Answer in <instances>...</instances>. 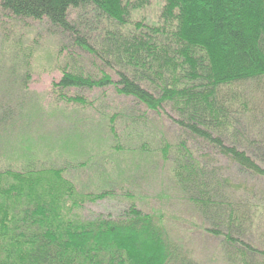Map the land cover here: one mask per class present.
<instances>
[{"label": "trees", "instance_id": "1", "mask_svg": "<svg viewBox=\"0 0 264 264\" xmlns=\"http://www.w3.org/2000/svg\"><path fill=\"white\" fill-rule=\"evenodd\" d=\"M153 4L158 11L150 22ZM0 8L23 22H45L73 42L51 90L56 103L88 106L84 93L104 97L113 87L145 108L137 110L139 120L148 112L171 120L178 143L173 153L169 143L161 150L164 162H173L175 185L210 223L206 233L221 239L227 261L264 264V248L243 231L252 216L237 198L262 195L259 180L264 188V138L243 123L248 115L264 125V97L255 95L264 91L243 87L264 79V0H0ZM84 55L88 70L77 61ZM120 117L124 122V112L114 114L105 122L109 130L103 124L96 131L103 144L115 137L112 154L125 151ZM64 140L55 139V147ZM33 149L25 166L0 162V264H197L171 239L161 211L142 209L134 194L125 195L132 202L117 216L83 218L86 202L114 198L116 188L81 194L64 166H43L39 155L31 158Z\"/></svg>", "mask_w": 264, "mask_h": 264}, {"label": "rangeland", "instance_id": "2", "mask_svg": "<svg viewBox=\"0 0 264 264\" xmlns=\"http://www.w3.org/2000/svg\"><path fill=\"white\" fill-rule=\"evenodd\" d=\"M157 11L158 4L148 9L150 22L155 20ZM72 44L69 37L53 34L45 22H23L0 8L1 164L12 168L25 166L29 157L27 151L33 147L30 156L34 153L39 155L46 167L64 166L66 176L73 179L81 194L104 187L116 188L114 198L86 202L80 210L83 218H95L107 213L117 216L132 202L125 195L134 194L135 203L142 209L161 211L171 239L186 250V254L197 264H237L227 261L221 239L206 233L205 229L210 223L175 185L172 160H163L161 148L169 143L173 153L178 143L179 131L171 120L151 112L147 113L144 121L139 120L137 110L143 113L145 108L134 107L135 100L119 96L113 87L108 88L104 97L101 91L84 93L92 102L88 106L56 103L51 90L54 82L61 77L65 63L73 56ZM77 61L87 70L92 67L86 55L79 56ZM28 72L29 81L26 79ZM243 87H261L264 91V79L253 84L246 83ZM255 95L258 100L264 97V94ZM57 105L64 109H56ZM123 112L124 122L122 117L118 119L117 131L122 136L118 141L125 144V151L123 154H112L111 147L113 149L118 144L115 137L103 144L100 140L105 138L98 139L96 131L103 124L109 130L106 123L111 122L112 115L121 116ZM253 118L244 115L243 123L251 129L253 137L259 135L264 138V125L260 129L256 123L252 124ZM76 134L82 137L77 138ZM92 138L98 141H89ZM55 139L59 143L62 141V145L65 139L63 147L67 148V155H63L61 144L59 148L55 147ZM98 144H102L101 147ZM44 145L48 147L40 153L39 149ZM93 158L98 161L93 163ZM108 158L111 162L113 160L111 164ZM85 161H89V166L93 163L91 168L85 167ZM104 171L109 173V179L98 176V172ZM237 172L231 168L229 173L237 183H245L246 177ZM258 182L262 195L258 193L257 197H252L239 192L237 198L247 204V209L241 210L244 213L248 211L252 216V222L243 231L250 234L248 237L252 242L264 248V188H261L263 182Z\"/></svg>", "mask_w": 264, "mask_h": 264}]
</instances>
